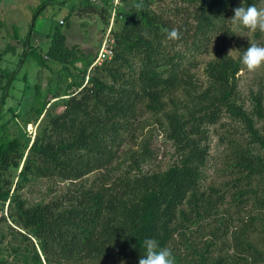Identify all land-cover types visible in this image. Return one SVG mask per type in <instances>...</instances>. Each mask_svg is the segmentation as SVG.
I'll list each match as a JSON object with an SVG mask.
<instances>
[{
  "label": "trees",
  "instance_id": "16d2710c",
  "mask_svg": "<svg viewBox=\"0 0 264 264\" xmlns=\"http://www.w3.org/2000/svg\"><path fill=\"white\" fill-rule=\"evenodd\" d=\"M242 2L264 8V0ZM83 3L107 29L110 4ZM46 4L32 12L16 66L0 69V264L139 262L145 238L171 249L175 264H264V238L252 235L264 237L263 87L248 89L247 110L238 101L239 54L217 45L201 79L193 57L176 49L208 54L212 43L236 38L231 17L241 0H127L108 34L112 55L92 66L95 55L66 46L61 19L46 55L62 64L67 89L78 90L28 83L27 110L49 117L32 138H8L5 126L19 114L20 102L7 105L17 69L29 53L46 65L28 42ZM172 28L178 39L167 38ZM238 30L251 31V43L264 37L260 29ZM76 62L81 75L69 81ZM52 105L62 110L52 114ZM222 117L239 125L218 134L226 179L204 186L210 127ZM158 134L175 157L165 168L154 163ZM40 178L66 185L29 202L22 192Z\"/></svg>",
  "mask_w": 264,
  "mask_h": 264
},
{
  "label": "rangeland",
  "instance_id": "374dc122",
  "mask_svg": "<svg viewBox=\"0 0 264 264\" xmlns=\"http://www.w3.org/2000/svg\"><path fill=\"white\" fill-rule=\"evenodd\" d=\"M44 0H0V69H12L18 63V57L23 51V41L28 32V26L31 22L32 12L35 7ZM84 0H47L46 6L42 9L35 20V24L28 42L35 47V53H41L46 60V65L40 64L33 53H29L27 59L21 63L17 69V75L11 87L9 88V98L7 105L13 104L15 106L17 102L20 104L16 107V112H19L15 116V119L9 120L5 129L8 134V138L15 136L25 139L30 136L31 138L37 131L38 126L47 122L48 115L43 116L42 121L39 118H35L33 111H28V100L32 99L34 90L25 86L31 84H37L40 91H45L47 88H54L59 86L61 93L66 89V82H63V76L60 74L62 64L57 61L51 60L46 55V48L50 44L51 35L54 30V25L60 23L61 19L64 21L60 26L61 31L65 35V44L68 48L75 47L83 51L85 54L96 55L100 40L106 36V24L102 19V15L98 12L92 11L90 8H85ZM97 6H101L98 2ZM68 16V21L64 17ZM15 27L17 30L15 31ZM236 38L227 40L225 42H215L211 44L209 53L201 52L194 55L190 52H185V48L182 45L176 47L184 53L186 57H193L192 62L194 64L193 71L201 79L204 78L201 72L203 62L211 58L214 54L217 45L225 48V50L234 56L240 54L243 49H246L251 42L252 33H244L239 31L236 26ZM105 32V33H104ZM246 39L247 43L244 44L241 39ZM249 44V45H247ZM264 45V37L259 43ZM80 62H76L75 65L69 66L70 74L68 80L72 81L74 78H79L81 72ZM90 69V68H89ZM26 78H25V77ZM238 90H239V102L244 104V108L248 110L249 100L247 97L248 89L259 85L264 90V64H261L255 70L249 71L245 66L238 71ZM69 92L73 90V93L78 88H68ZM22 96V97H21ZM27 99V103L25 101ZM54 100V99H52ZM25 101V102H24ZM9 106H5L7 108ZM50 113H57L62 110L59 105L49 106ZM10 113H7L4 119H8ZM264 121L259 122L262 125ZM235 128H239L236 122H232L230 118L222 117V119L215 125L210 127L209 133V155L205 166V173L203 178V185L219 184L226 179V176L222 172L224 161V148L225 144L220 142L218 134L229 129L234 131ZM152 145L156 151V157L154 159L155 165H160L165 168L168 164L174 161L173 151L168 144L162 142L161 135H157L152 140ZM225 146V147H224ZM15 180V179H14ZM66 182H60L52 178H40L32 180L23 190L22 194L28 199L29 202L37 201L40 199H48L54 194L59 193L65 188ZM6 214V208L4 210ZM233 217L236 214H232ZM256 240L263 239L264 237H258L252 234ZM259 238V239H258ZM9 239V237H8ZM264 244V242H262ZM260 242L259 245L261 246ZM99 264H139L134 259H116L107 258Z\"/></svg>",
  "mask_w": 264,
  "mask_h": 264
},
{
  "label": "clouds",
  "instance_id": "9594fccd",
  "mask_svg": "<svg viewBox=\"0 0 264 264\" xmlns=\"http://www.w3.org/2000/svg\"><path fill=\"white\" fill-rule=\"evenodd\" d=\"M231 23L237 28L260 29L264 31V8L255 4L245 5L242 0L235 7ZM168 39H178L176 28L166 30ZM239 62L249 71L255 70L264 64V45L252 43L243 49L238 56ZM144 254L139 258V264H175V257L171 249L162 247L155 238H145L143 241Z\"/></svg>",
  "mask_w": 264,
  "mask_h": 264
},
{
  "label": "built area",
  "instance_id": "2783aa9c",
  "mask_svg": "<svg viewBox=\"0 0 264 264\" xmlns=\"http://www.w3.org/2000/svg\"><path fill=\"white\" fill-rule=\"evenodd\" d=\"M89 1L91 3L98 2L99 4H102L103 0H89ZM104 1L110 4L109 24L106 29V34H105L106 36L102 39L91 66L95 63H100L101 61L110 58V56L112 55V49H111L112 39L109 37L108 34L113 24L114 15L118 10V6L124 5L127 0H104Z\"/></svg>",
  "mask_w": 264,
  "mask_h": 264
}]
</instances>
